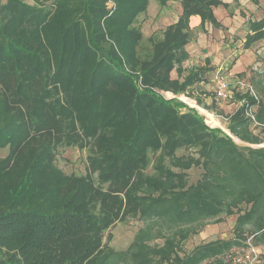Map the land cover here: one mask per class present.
I'll list each match as a JSON object with an SVG mask.
<instances>
[{
	"label": "trees",
	"instance_id": "trees-1",
	"mask_svg": "<svg viewBox=\"0 0 264 264\" xmlns=\"http://www.w3.org/2000/svg\"><path fill=\"white\" fill-rule=\"evenodd\" d=\"M148 4L0 0V264H228L245 235L264 245V147L250 146L264 140L244 114L257 106L264 131V99L243 96L226 134L176 98L204 74L182 77L189 18L220 27L213 9L228 6L180 0L177 21L141 54L136 21ZM247 25L245 50L264 38V12ZM59 146L87 151L85 175L56 169ZM192 167L202 175L188 185ZM235 214L231 239L179 256L189 237ZM128 219L142 226L114 252L104 235Z\"/></svg>",
	"mask_w": 264,
	"mask_h": 264
},
{
	"label": "rangeland",
	"instance_id": "rangeland-1",
	"mask_svg": "<svg viewBox=\"0 0 264 264\" xmlns=\"http://www.w3.org/2000/svg\"><path fill=\"white\" fill-rule=\"evenodd\" d=\"M158 7L156 0H151ZM253 4L250 0H233L232 9L229 14L233 16L234 11L239 12V17L232 21V29L230 33V38H227V43H221L224 45L223 50H229L228 46L232 50V58L223 65H215L210 68V72L206 75L204 83H196L187 87V93L185 95H179L176 98L180 99L181 96L190 99V106L182 99L188 108L197 111L202 119V122L211 129H220L222 132L228 134L227 131V121L226 117L232 114L236 109H238V104L242 98V95L236 92L233 87V81L235 78L242 79L245 82L251 84L254 87L255 92L258 94L260 99H264L262 93L258 89V85H264V38L258 42H255L249 49H243V39L245 33L247 32V22L256 21L260 18L261 11L264 10V0H253ZM253 4V6L251 5ZM149 10H152V5L149 4ZM249 5L250 8L247 7ZM148 7V6H147ZM170 12L173 9H169ZM252 11V12H251ZM237 17V14H236ZM150 17H142L139 21H136V26L138 25L141 30H143L145 39L142 41L139 51L141 54L150 51V43L148 39L150 38V32L159 23V16L151 21ZM164 23L160 25L163 26ZM161 30H157L155 33L159 35ZM231 41V42H230ZM228 46H227V45ZM227 47H226V46ZM242 49L240 52V46ZM235 47V48H234ZM238 51V52H237ZM236 52V53H234ZM217 54V52H215ZM222 57V55L220 56ZM220 70L221 74L225 76L230 82V89L233 95L228 101L221 102L215 99L212 87V75L215 71ZM175 78L176 75L173 74ZM167 98L170 96H166ZM207 112L208 116L205 117V122L201 113ZM212 114L213 116H210ZM227 131V132H226ZM252 132L259 136L260 139L264 140V131L259 129H252ZM237 143V142H236ZM240 146H249L244 143H237ZM251 147H264V142L259 145H250ZM7 154V150H0V157L3 158ZM179 154H182L180 152ZM86 158L87 151L79 150L76 147H57L55 150V167L65 175H76L81 176L86 173ZM187 184L194 185L202 175V169L200 167H192L186 171ZM247 205L240 206V211L242 214L244 211L248 210ZM237 215L225 218L224 221L217 225H209L204 227L199 234L189 237L182 245L179 252V256L187 255L191 250L201 244L207 243L209 241L216 240H228L233 237V226ZM142 226V224L137 221V219H128L124 222H118L113 227H111L104 235V242L108 247L114 252L125 251L137 233V230ZM202 236V238H201ZM109 237V238H108ZM246 240L241 246L233 247L227 254H233L235 250H239L245 247V243L250 241L255 245V241L251 239L250 236L245 235ZM161 242H158L160 244ZM157 244V245H158ZM259 247L261 264H264V245H256ZM255 247V246H254ZM228 256V255H227ZM226 258L223 257V260Z\"/></svg>",
	"mask_w": 264,
	"mask_h": 264
},
{
	"label": "crops",
	"instance_id": "crops-1",
	"mask_svg": "<svg viewBox=\"0 0 264 264\" xmlns=\"http://www.w3.org/2000/svg\"><path fill=\"white\" fill-rule=\"evenodd\" d=\"M218 1L228 6L227 8H224L222 6H217L213 9V14L217 22L219 23L220 27H213L209 22H204L201 26V19L198 16H191L189 18V28L192 32V38L185 46V50L188 54V59L183 64V69H185V72L183 73L182 77L184 78L189 71H193V72L204 71V74L201 76L202 80L201 82H199L200 84L204 83L203 78H205L206 75L210 72L211 70L210 68H212L215 65H219V66L223 65L225 62H228L230 59L232 61L234 60L231 56L232 50L230 47L232 46H228L226 44L229 50H223L224 45L221 46V43L222 44L227 43L228 40L227 38H230V33L232 30H234V28L232 29V21L236 20V18H240L239 12L234 11L233 16H231L232 13L231 15L229 14V11H231L232 9L233 0H218ZM251 2L255 4L253 0H251ZM252 3L251 5L253 6ZM149 4L151 5L153 4L151 11L148 9L150 6ZM149 4L146 13L139 15L137 21H139L140 18L145 16L150 17V19H152L151 21H153L156 18V16H159V23L150 32V36L153 33H155L157 30H163L166 26L174 24L177 21L178 16L181 14L180 0H177L175 2H169L163 7H159V6L157 7L151 0H149ZM247 7L250 8L249 5H247ZM171 8L173 9L172 12H170L169 10ZM263 12L264 10L260 12L262 16H263ZM261 17L258 18L256 21L260 20ZM162 23L164 24L163 26L160 27ZM141 32L144 40L145 36L143 30H141ZM239 48L241 52L242 45ZM215 52H217V54H215ZM221 55L222 57H220ZM181 80L182 78L180 79V81ZM212 225H217V224H212Z\"/></svg>",
	"mask_w": 264,
	"mask_h": 264
},
{
	"label": "built area",
	"instance_id": "built-area-1",
	"mask_svg": "<svg viewBox=\"0 0 264 264\" xmlns=\"http://www.w3.org/2000/svg\"><path fill=\"white\" fill-rule=\"evenodd\" d=\"M220 72V70H217L213 73L211 78L212 87L215 99L225 102L231 98L233 92L230 89V82ZM233 87L237 93L242 95V97L249 96L257 103L260 101V97L255 92L254 87L244 80L235 78L233 81ZM243 104L246 105V101L244 98H241L238 107L243 106ZM256 108L257 106L246 108L244 114L249 121L250 128L260 130L261 125L257 122L255 117ZM228 264H261L260 251H258L250 241H247L244 248L235 250L233 254L228 256Z\"/></svg>",
	"mask_w": 264,
	"mask_h": 264
},
{
	"label": "bare ground",
	"instance_id": "bare-ground-1",
	"mask_svg": "<svg viewBox=\"0 0 264 264\" xmlns=\"http://www.w3.org/2000/svg\"><path fill=\"white\" fill-rule=\"evenodd\" d=\"M210 116H213L212 114H210Z\"/></svg>",
	"mask_w": 264,
	"mask_h": 264
}]
</instances>
